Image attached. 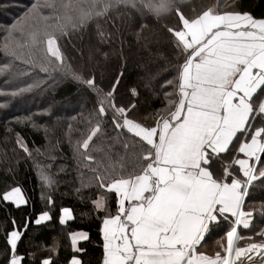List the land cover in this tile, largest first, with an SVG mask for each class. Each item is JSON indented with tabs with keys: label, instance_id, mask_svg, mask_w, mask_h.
<instances>
[{
	"label": "snow or ice",
	"instance_id": "1",
	"mask_svg": "<svg viewBox=\"0 0 264 264\" xmlns=\"http://www.w3.org/2000/svg\"><path fill=\"white\" fill-rule=\"evenodd\" d=\"M44 8L50 9L47 15ZM117 9L141 17L150 14L157 20L177 17L176 26L166 29L177 58L176 75L165 81L172 88L163 93L165 106L153 112L150 125L136 118V105L116 102L120 76L105 92L94 74L86 77L66 62L59 43L69 27L76 30L90 21L104 40L101 20L106 23ZM23 18L44 22L42 28L28 33L32 46L44 45L40 70L59 72L97 97L77 151L92 173L90 185L98 192L92 210L102 221L101 264H264V228L254 233L258 240L238 231L253 223L255 209L245 210L251 190L257 184L264 186V18L217 6L187 16L178 0H60L59 4L50 0L33 4ZM12 55L22 58V54ZM33 86L0 91V95L21 96ZM131 93L139 95L135 88ZM6 105L7 101L0 107ZM14 119L36 126L30 117ZM105 122L117 138H124L125 152L119 159L113 160L108 152L102 159L92 155L103 150L95 140L107 136ZM15 143L31 156L19 132ZM41 179L48 187L56 183L50 175ZM2 202L17 209L27 204L18 186L5 190ZM49 203H54L50 197ZM60 213L61 225L73 218L67 207ZM50 219L45 211L34 223ZM31 222L26 218L22 232L12 219L13 228L5 232L6 264H22L18 245ZM219 228L225 231L226 243H219L220 250L214 253L202 250V241L206 243V236ZM70 236L73 251H85L77 245L89 239L88 233L76 231ZM39 264L54 261L49 257ZM69 264L83 262L74 255Z\"/></svg>",
	"mask_w": 264,
	"mask_h": 264
},
{
	"label": "trees",
	"instance_id": "2",
	"mask_svg": "<svg viewBox=\"0 0 264 264\" xmlns=\"http://www.w3.org/2000/svg\"><path fill=\"white\" fill-rule=\"evenodd\" d=\"M45 2L50 0H0V91L10 93L18 87L34 85L21 96L0 95V104L7 101L6 107H0V264H6L8 246L5 232L13 228V218L22 232L24 229L21 226L26 218L32 221L24 233L23 242L18 245V254L23 257L22 264H39L42 259L49 257L54 264H69L74 255L83 264H101L103 240L99 229L102 221L92 210V199L98 192L94 184L90 185L92 173L83 166L85 162L77 151V141L82 140L88 131L89 116L97 107V97L95 93L87 91L84 85L63 77L59 72L50 70L45 73L40 70L39 61L44 58V45L32 46L28 33L42 28L44 22L25 21L23 15L33 4ZM59 2L56 0L57 4ZM178 2L187 16L217 6L222 11L238 9L250 12L257 19L264 18V0ZM42 11L47 15L50 9L44 8ZM126 11L130 14L125 15ZM176 23L174 14L157 20L150 14L141 17L131 10L117 9L106 23L101 20L104 40L97 34L96 23L90 21L83 28L72 30L69 27L68 34L62 36L59 43L66 62L86 77L94 74L97 85L105 92L111 90L120 76L115 90L116 102L136 105V118L150 125L154 122L153 112L165 106L163 93L172 88L165 81L174 80L176 75L177 58L172 38L166 31L167 27H175ZM13 24L18 27L13 29L10 27ZM153 43L163 63L161 66L158 61L141 58L142 52ZM77 48L88 50L92 58L89 59L88 54L87 57L77 55ZM13 52L22 54V58L17 59L12 55ZM30 59L36 62H26ZM133 88L138 96L132 95ZM78 92L82 100L79 105L69 110L57 109L61 105H72L71 100ZM16 117H30L36 126L27 122L17 123ZM105 127L107 136L95 140L103 150L92 155L102 159L103 153L108 152L113 160L119 159L125 152L121 142L124 138H117L107 122ZM16 132L23 136L31 151L30 157L15 143ZM4 165H7V170ZM42 175H50L56 183L48 187L43 184ZM16 186L21 188L27 200V204L19 209L11 203L2 202L3 192ZM77 189L80 191L77 192ZM49 197L54 203H49ZM262 203L264 186L257 184L245 204V210L255 209L253 223L249 229L239 228L242 235H252L258 240L254 233L264 228ZM63 207L72 211L73 218L61 225L59 217ZM45 211L51 219L35 225L34 220ZM76 231L88 233L89 239L78 245L85 249L83 252H74L71 247L70 233ZM219 231L223 233L224 229H215L212 236L218 235ZM28 241L31 242L30 247ZM53 248L56 250L52 251ZM28 253L33 255L29 256Z\"/></svg>",
	"mask_w": 264,
	"mask_h": 264
},
{
	"label": "rangeland",
	"instance_id": "3",
	"mask_svg": "<svg viewBox=\"0 0 264 264\" xmlns=\"http://www.w3.org/2000/svg\"><path fill=\"white\" fill-rule=\"evenodd\" d=\"M76 50V52H77V55H79V56H86L87 57V54L89 55V52H88V50H86V49H84V48H77V49H75ZM92 52H93V54H95V51H93L92 50ZM149 52H152V53H149ZM141 58L142 59H145V60H150V61H152V62H155V61H158L160 64V66L163 64L162 63V61H161V58H159V54H158V50L156 49V45L153 43V45L151 44L150 46H149V48L146 50V51H143L142 52V54H141ZM87 59V58H86ZM139 64H140V62H138ZM142 69H140V71H141ZM153 82H154V80H153ZM73 103H72V105H67V104H65V105H61L59 108H57V109H63V110H69L70 108H72L73 106H75V105H79L80 103H81V94H80V92H78L73 98H72V100H71ZM17 110V109H16ZM15 110V111H16ZM5 166H7V165H4V167ZM6 168V167H5ZM6 170H7V168H6ZM28 244V247H30V244H31V242L30 241H28L27 242ZM29 250V252L31 251V249L30 248H28Z\"/></svg>",
	"mask_w": 264,
	"mask_h": 264
},
{
	"label": "crops",
	"instance_id": "4",
	"mask_svg": "<svg viewBox=\"0 0 264 264\" xmlns=\"http://www.w3.org/2000/svg\"><path fill=\"white\" fill-rule=\"evenodd\" d=\"M237 155H240L242 157V154H237ZM44 222H46V221H43L42 223H44ZM240 228H242V226ZM238 231H239V229H238ZM224 234H225V231L223 233L219 231L218 235L212 236V232H211L209 234L210 238H207V236H206V243L202 241V244H203L202 250H204V251H206L208 253H214L216 250H220L219 249V243H221V242L226 243V241L223 239L224 238ZM82 241H84V240H82ZM82 241H78V245ZM70 243H71V247H72L71 236H70Z\"/></svg>",
	"mask_w": 264,
	"mask_h": 264
}]
</instances>
